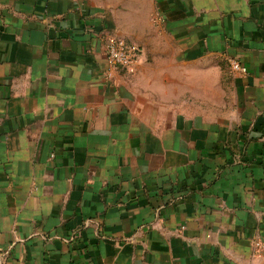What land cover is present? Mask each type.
Wrapping results in <instances>:
<instances>
[{"label":"crops","instance_id":"1","mask_svg":"<svg viewBox=\"0 0 264 264\" xmlns=\"http://www.w3.org/2000/svg\"><path fill=\"white\" fill-rule=\"evenodd\" d=\"M255 240L264 0H0V264H264Z\"/></svg>","mask_w":264,"mask_h":264},{"label":"built area","instance_id":"2","mask_svg":"<svg viewBox=\"0 0 264 264\" xmlns=\"http://www.w3.org/2000/svg\"><path fill=\"white\" fill-rule=\"evenodd\" d=\"M106 61L109 66V75H112L113 70L122 69L128 72H134L137 68L141 55L142 48L140 45L128 41L126 38L110 35L106 38L105 44ZM231 68L239 74H246L247 68L239 61L232 60ZM254 255L262 257L264 254V244L261 240L254 241Z\"/></svg>","mask_w":264,"mask_h":264},{"label":"rangeland","instance_id":"3","mask_svg":"<svg viewBox=\"0 0 264 264\" xmlns=\"http://www.w3.org/2000/svg\"><path fill=\"white\" fill-rule=\"evenodd\" d=\"M120 31H123V30H120ZM128 31H129V32H135V33H138V32H140L141 30L129 29Z\"/></svg>","mask_w":264,"mask_h":264}]
</instances>
